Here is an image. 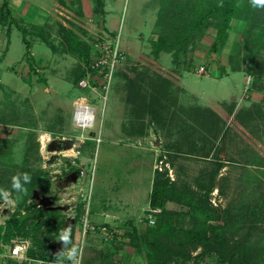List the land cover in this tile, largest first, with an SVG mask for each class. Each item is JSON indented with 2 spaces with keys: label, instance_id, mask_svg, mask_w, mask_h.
I'll return each instance as SVG.
<instances>
[{
  "label": "rangeland",
  "instance_id": "rangeland-1",
  "mask_svg": "<svg viewBox=\"0 0 264 264\" xmlns=\"http://www.w3.org/2000/svg\"><path fill=\"white\" fill-rule=\"evenodd\" d=\"M69 1L53 6L37 29L9 11V29L0 30V189L11 192L8 201L0 197V253L14 238L27 239L34 251L50 244L60 250L59 233L69 225L82 264H147L124 232L129 220L143 232L152 224L149 213L155 220L161 210L149 204L159 170L194 197H203L211 184L208 212L186 203L187 197L164 202L178 217L179 238H185L182 228L224 224L229 242L247 236L248 264H264V69L258 67L264 10L254 21L245 11L233 17L215 46L211 23L193 30L177 51L161 45L170 0ZM113 49L119 60L110 65V58L104 76L105 64L96 67L95 61ZM157 75L169 82L164 95L153 89ZM129 79L144 96L142 106L135 107ZM79 100L94 110L90 126L75 122ZM141 124L142 132L134 130ZM43 134L49 136L44 144ZM25 172L31 184L17 193L12 177ZM34 189L50 196L51 207L37 203ZM79 206L119 236L107 247L113 253L108 261L99 252L107 242L100 234L82 236ZM200 250L192 248L188 259L175 255L168 264H217L215 252L197 255ZM7 258L35 264L2 254L0 264Z\"/></svg>",
  "mask_w": 264,
  "mask_h": 264
},
{
  "label": "trees",
  "instance_id": "trees-1",
  "mask_svg": "<svg viewBox=\"0 0 264 264\" xmlns=\"http://www.w3.org/2000/svg\"><path fill=\"white\" fill-rule=\"evenodd\" d=\"M169 9H173L170 14L165 18H162L165 22V37L161 45L166 49H184L186 43L191 37V31H200L201 28H205L210 23L216 27L215 44L223 42L227 30L230 27V22L233 17L244 15L245 12L251 13L252 20H257L260 14H263L264 7H253L251 0H170ZM222 5V6H220ZM5 8V7H4ZM245 11V12H243ZM260 12V14H258ZM5 15L0 16V22L2 18L10 15L8 10H4ZM23 39L28 44V40L25 38V30H22ZM264 44V37L263 43ZM255 45V44H254ZM259 43L257 46H260ZM248 44H246V47ZM253 45H251L252 47ZM264 46V45H263ZM160 48V47H159ZM260 69H264V58L263 61L258 65ZM144 72V71H142ZM146 73V72H145ZM159 74V73H157ZM160 75L155 76L156 82L153 84V89L156 90V94L164 95L168 88L169 82L163 83L158 79H161ZM128 90L130 95H134L135 107L142 106L144 103V96L140 95L139 87H137L135 81L129 79ZM201 113H199V117ZM207 119L213 122V118L208 116ZM140 128H135L142 132L143 125ZM221 163H217L216 168L212 171V176L217 173L218 166ZM165 174L163 171L157 170L154 175V180L149 194V204L152 207H160L161 210L156 213L154 223H147L143 232L140 231L138 224L129 220L131 223L130 228L127 232H124L129 236V243L134 246V250L140 254L144 253L147 259V264H168L174 260V256L181 257L182 259H188L191 254L192 248L201 246V250L197 252V255H205L211 252H215L218 260L217 264H248L247 256L251 251V246L246 241V237L236 238L233 242H229V238L224 234V224H212L208 227H187L182 228L183 235L185 238H179L177 231L175 230V213L164 207V202L167 199L177 200L180 202L184 197L190 198L186 203H190L195 209L201 212H208L207 210L211 207L208 206L207 194L211 188V184L206 188L205 195L203 197H194L193 191L189 188L179 189L174 181L169 180L168 176H161ZM163 177V178H161ZM31 184V183H29ZM193 201V202H190ZM80 211L82 208L79 206ZM222 214V212L220 213ZM17 223L18 220H14ZM20 224V223H19ZM13 225V224H12ZM21 225V224H20ZM223 225V226H222ZM11 229H5L2 235L9 237ZM113 236V240L107 241L104 248L100 249L99 252L101 257L108 261L112 253L108 247L111 243L116 242L119 236ZM1 237V233H0ZM6 237V238H7ZM117 237V238H116ZM174 239V241H173ZM175 239H177L175 243ZM107 245V246H106ZM58 248L53 247L51 244L38 248L37 251L28 248V252L36 254L41 257L54 258ZM106 251V252H105Z\"/></svg>",
  "mask_w": 264,
  "mask_h": 264
},
{
  "label": "built area",
  "instance_id": "built-area-1",
  "mask_svg": "<svg viewBox=\"0 0 264 264\" xmlns=\"http://www.w3.org/2000/svg\"><path fill=\"white\" fill-rule=\"evenodd\" d=\"M104 48H106L104 46ZM108 51V50H107ZM116 49H113L111 51H109V53L111 54L110 57H105V59H102V58H99L98 60L95 61V65L96 67H98L99 65L101 64H105V72H104V76H106L109 72H110V65L119 60L117 54H116ZM119 54H121L119 52ZM107 58V59H106ZM111 58V62H109ZM110 63V65L108 66L107 63ZM108 67V68H107ZM80 82L82 84H86V80L85 79H81ZM87 107V106H86ZM88 107L92 110V107L88 105ZM76 109H75V113H74V116H75V120L76 121H81L83 126H85V123L84 121L87 119L88 120V117H84V119L80 116H76ZM93 112V111H92ZM93 114V117L91 118V124L93 123V120H94V112L92 113ZM91 124H88L86 126H90ZM99 140V139H98ZM161 166H159L160 168ZM161 170V169H160ZM217 204V203H216ZM154 210V209H152ZM81 215H80V220H81V224H82V236L86 233V232H97L98 234H100L105 240H111L114 236V232H115V229H110L109 226H107L106 224H99L97 222H93L90 217H89V211L86 209H82L81 210ZM155 211V210H154ZM148 220L149 222L153 223L154 222V218L152 217V214L149 213L148 215ZM12 241L10 242L9 244V250L7 252H4V253H0L2 255H7L9 257H13V258H17L19 262H21L22 260H28V261H31V260H34L35 261V264H55V261L54 258H51V257H32L30 255L27 254V249L29 248L28 246V241L27 239L25 238H22L20 240L18 239H11ZM31 263V262H30ZM80 264H82V250H81V261H80Z\"/></svg>",
  "mask_w": 264,
  "mask_h": 264
},
{
  "label": "crops",
  "instance_id": "crops-1",
  "mask_svg": "<svg viewBox=\"0 0 264 264\" xmlns=\"http://www.w3.org/2000/svg\"><path fill=\"white\" fill-rule=\"evenodd\" d=\"M70 1L69 0H0V16L5 15L4 10H8L11 13H16L20 17H16L20 19L21 21H24L26 23H31V26H33V29L38 28L39 20L41 19H46L48 17V11L56 5H63V4H68ZM5 7V8H4ZM10 13V14H11ZM3 17V16H2ZM8 17L2 18V21L0 22V30L2 28H8L9 25L7 24ZM11 20V19H10ZM13 23H17L16 21L12 20ZM33 22H37L36 25H33ZM19 27V24L17 25ZM20 28V27H19ZM17 28V29H19ZM45 28L44 26L42 29ZM22 30H25L22 28ZM22 33V31H21ZM29 32L25 30V35H28ZM23 35V34H21ZM27 39V38H26ZM22 40L23 36H22ZM28 40V39H27ZM29 41V40H28ZM32 41V40H31ZM29 43V42H28ZM224 79V78H223ZM224 82V80H222ZM185 88V87H183ZM189 92V91H188ZM176 141L173 142L172 145H174ZM181 143V141H180ZM6 262L5 264H14L10 260L5 259Z\"/></svg>",
  "mask_w": 264,
  "mask_h": 264
},
{
  "label": "clouds",
  "instance_id": "clouds-1",
  "mask_svg": "<svg viewBox=\"0 0 264 264\" xmlns=\"http://www.w3.org/2000/svg\"><path fill=\"white\" fill-rule=\"evenodd\" d=\"M253 7H264V0H251ZM222 6V5H220ZM31 183V176L25 172L20 175L12 177V190L17 193L25 192V185ZM11 192L6 189H0V197L5 201L10 199ZM58 242L61 244L60 250L55 254V264H80L81 250L79 246L75 245L72 240V230L68 225L64 227L58 236Z\"/></svg>",
  "mask_w": 264,
  "mask_h": 264
},
{
  "label": "bare ground",
  "instance_id": "bare-ground-1",
  "mask_svg": "<svg viewBox=\"0 0 264 264\" xmlns=\"http://www.w3.org/2000/svg\"><path fill=\"white\" fill-rule=\"evenodd\" d=\"M87 106V107H86ZM76 116H80V117H82L83 119H84V117H88V120L86 119H84L85 121H84V123H85V126L86 125H88V124H91V118L93 117V112H94V110H93V108H92V110L88 107V105L87 104H85V103H83L82 101H77L76 102ZM93 111V112H92ZM74 119H75V116H74ZM75 122H76V124L77 125H79V126H83V124H82V122L81 121H76L75 120ZM84 126V127H85ZM49 138V136H48V134H43L42 136H41V140H42V143L44 144L45 142H46V140ZM99 140H100V138H99Z\"/></svg>",
  "mask_w": 264,
  "mask_h": 264
},
{
  "label": "water",
  "instance_id": "water-1",
  "mask_svg": "<svg viewBox=\"0 0 264 264\" xmlns=\"http://www.w3.org/2000/svg\"><path fill=\"white\" fill-rule=\"evenodd\" d=\"M32 197L33 198H38L39 203L43 207H51V205L49 204V202H50V196L49 195H45V194L39 193L37 189H34Z\"/></svg>",
  "mask_w": 264,
  "mask_h": 264
},
{
  "label": "flooded vegetation",
  "instance_id": "flooded-vegetation-1",
  "mask_svg": "<svg viewBox=\"0 0 264 264\" xmlns=\"http://www.w3.org/2000/svg\"><path fill=\"white\" fill-rule=\"evenodd\" d=\"M36 201H37V203L41 206V204L39 203V200H38V198H34ZM50 201H51V198H50ZM50 203V202H49Z\"/></svg>",
  "mask_w": 264,
  "mask_h": 264
}]
</instances>
